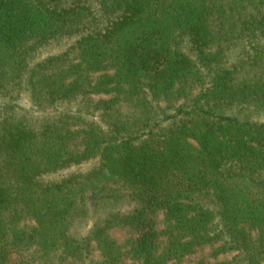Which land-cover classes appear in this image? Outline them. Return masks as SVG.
<instances>
[{"label":"trees","instance_id":"trees-1","mask_svg":"<svg viewBox=\"0 0 264 264\" xmlns=\"http://www.w3.org/2000/svg\"><path fill=\"white\" fill-rule=\"evenodd\" d=\"M0 264H264V0H0Z\"/></svg>","mask_w":264,"mask_h":264},{"label":"rangeland","instance_id":"rangeland-1","mask_svg":"<svg viewBox=\"0 0 264 264\" xmlns=\"http://www.w3.org/2000/svg\"><path fill=\"white\" fill-rule=\"evenodd\" d=\"M23 257H25V255H23ZM192 257H193V258H198V254L196 253V254H194ZM192 260H193V259H192Z\"/></svg>","mask_w":264,"mask_h":264}]
</instances>
